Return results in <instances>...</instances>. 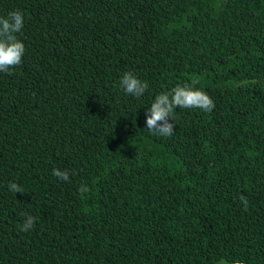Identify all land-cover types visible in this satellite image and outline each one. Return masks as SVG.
<instances>
[{
	"label": "trees",
	"instance_id": "obj_1",
	"mask_svg": "<svg viewBox=\"0 0 264 264\" xmlns=\"http://www.w3.org/2000/svg\"><path fill=\"white\" fill-rule=\"evenodd\" d=\"M15 10L0 264H264V0H0V16ZM125 72L149 84L139 99ZM193 83L214 109L177 108L172 136L149 132L155 96Z\"/></svg>",
	"mask_w": 264,
	"mask_h": 264
},
{
	"label": "clouds",
	"instance_id": "obj_2",
	"mask_svg": "<svg viewBox=\"0 0 264 264\" xmlns=\"http://www.w3.org/2000/svg\"><path fill=\"white\" fill-rule=\"evenodd\" d=\"M24 26V16L19 10L8 12L7 16H0V73L12 74V69L20 65L25 54L24 43L18 39L17 34L20 33ZM242 85L256 83V81H243ZM120 88L129 96L137 99L142 97L148 90L149 84L141 81L130 72H125L119 81ZM215 107L213 100L209 95L196 88L193 85L183 84L177 85L169 91L157 94L146 110V129L153 134L162 137H170L175 132L174 110L181 109H200L206 113H210ZM52 175L59 180L67 182L69 174L67 171L53 169ZM8 190L15 194L25 195L21 186L16 183H10ZM81 192L86 188L81 187ZM245 210L248 207V200L244 196L239 197ZM24 222L21 225V231H29L34 228L36 218L29 214H23Z\"/></svg>",
	"mask_w": 264,
	"mask_h": 264
},
{
	"label": "water",
	"instance_id": "obj_3",
	"mask_svg": "<svg viewBox=\"0 0 264 264\" xmlns=\"http://www.w3.org/2000/svg\"><path fill=\"white\" fill-rule=\"evenodd\" d=\"M231 264H246V263L236 262V263H231Z\"/></svg>",
	"mask_w": 264,
	"mask_h": 264
}]
</instances>
